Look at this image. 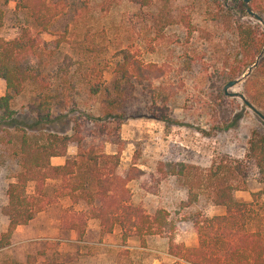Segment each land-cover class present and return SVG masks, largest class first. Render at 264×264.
<instances>
[{"label":"trees","instance_id":"obj_1","mask_svg":"<svg viewBox=\"0 0 264 264\" xmlns=\"http://www.w3.org/2000/svg\"><path fill=\"white\" fill-rule=\"evenodd\" d=\"M133 1L142 5L152 2ZM217 2L220 11L232 15ZM237 5L246 13L242 0ZM247 6L256 11L255 0H249ZM82 8L71 0L0 2V28L6 29L0 33V79L5 82V93L0 96V132L12 130L8 134L16 140L18 166L15 180L5 191L6 204L0 209L8 227L0 236V252L9 248L12 232L18 225H27L46 205L65 197L84 206L79 211H62L59 217L60 228L75 231L79 239L88 221L95 219L101 233H112L118 227L123 239L167 236L168 253L189 264H264V203L260 198L264 188L252 193L251 201L234 197V191L246 189L244 183L250 178L259 177L264 183V128L252 130L243 163L233 160V165L229 162L217 165L215 170L211 167L202 180L210 190L213 205L224 210L222 214L195 213L173 219L164 209L146 212L132 202L128 188L130 181L139 180L146 173L140 168H121L117 153L106 152L102 142L94 143L92 129L97 128L98 135H105V143L111 141V135H118L120 126L128 118L169 121L166 109L161 107L158 108L160 114L154 112L148 116L133 108L138 87H151L163 68L145 63L128 48H119L113 60L102 57L104 48L86 37L88 29L78 32L75 25L74 17L81 16ZM233 22L239 58L223 68L220 77L223 86L244 74L245 61L250 60L247 67L252 65L264 46V40L259 44L257 32L248 21ZM107 68L111 69L109 82L103 80ZM257 74L262 75L261 92L258 94L255 88L253 93L244 91V95L264 114V53L244 82L253 81ZM26 91L30 96L25 113L34 116L36 125H42L19 127L18 133V129L10 125L17 114L11 104ZM81 93L99 100V106L85 114L87 119L82 123L69 116ZM168 95L161 100L164 104ZM218 97L236 99L226 96L223 89H218ZM152 103H156L155 98ZM112 124L115 125L113 134ZM69 147L76 148L74 156L67 155ZM52 157H65V161L52 165ZM184 169L185 164L181 162L159 163L157 171L162 176L158 180L169 174H182ZM238 174L242 175L243 184L236 182ZM30 182L34 183L32 195L27 193ZM146 184L143 185L146 191L157 192L149 190ZM187 225H191L198 240L192 247L177 243L173 236L178 228ZM34 262L35 257H29L25 262L15 261L14 264Z\"/></svg>","mask_w":264,"mask_h":264},{"label":"rangeland","instance_id":"obj_2","mask_svg":"<svg viewBox=\"0 0 264 264\" xmlns=\"http://www.w3.org/2000/svg\"><path fill=\"white\" fill-rule=\"evenodd\" d=\"M71 1L83 7L81 16L74 17L78 32L82 28L88 29L86 37L104 48L102 57L113 60L111 58L119 48H128L145 63H155L163 68L151 87H138L133 108L148 116L154 112L160 114L158 108L161 107L166 109L169 121L128 118L120 126L118 135H111V141L105 143V135H98L97 128L92 129L94 143L102 142L106 152L117 153L121 168H140L146 173L128 184L132 202L149 213L164 209L173 219L195 213L206 216L222 214L224 210L213 205L210 190L202 180L211 167L215 170L217 165H228L233 160L243 163L250 134L254 129L261 131L264 121L244 107L237 97L219 99L218 89H223L220 77L223 68L230 66L234 58H239L233 21H248L255 28L261 45L263 24L240 10L237 5L240 0H152L148 5L133 0ZM217 1L232 15L220 11ZM255 6V13L264 20V0H255ZM5 31L4 27L0 28V33ZM249 62L246 60L242 67L244 74L255 63L247 67ZM110 71L107 68L104 72L105 82L111 79ZM249 75L229 91L244 94L246 90L253 93L257 88L259 94L262 75L257 74L246 84L244 81ZM4 93L5 83L0 79V96ZM166 95L164 104L161 100ZM29 96L26 91L11 104L17 114L10 125L17 129L42 125H36L34 116L25 113ZM77 97L78 104L70 109L73 111L69 116L71 120L82 123L87 119L85 114L94 112L99 106V100L97 97L87 98L84 93ZM153 98L156 99L155 104L152 103ZM20 131L17 130L18 133ZM110 131L114 133V124ZM8 132L12 130L0 132V209L6 204V188L15 180L18 170L16 140ZM75 154L76 148L69 147L67 155ZM54 160L52 165L56 161L63 163L65 157ZM162 162H181L185 169L182 174H169L159 181L162 175L157 168ZM241 176H236L238 184L242 183ZM145 182L149 190L157 192L151 194L146 191L143 188ZM244 185L245 190L234 191L238 200L251 201L252 193L264 188L259 177L248 179ZM33 186L34 183H28L27 193L30 195L34 192ZM260 198L264 203V193ZM83 208L82 204L72 203L65 197L46 205L27 226L18 225L13 230L11 246L0 252V264L25 262L29 257H35L34 264L41 260L44 264H73L74 245H78L73 241L76 235L71 237L68 231L57 230V227L62 211ZM7 229V220L0 213V236ZM173 236L184 246L197 244L191 225L178 228ZM82 239L85 241L79 245L83 246L82 254H87L83 258L87 264H189L168 253L167 236H130L123 239L118 227L111 234L101 233L95 219L88 221Z\"/></svg>","mask_w":264,"mask_h":264},{"label":"water","instance_id":"obj_3","mask_svg":"<svg viewBox=\"0 0 264 264\" xmlns=\"http://www.w3.org/2000/svg\"><path fill=\"white\" fill-rule=\"evenodd\" d=\"M242 1H243L244 5L246 6L245 7L246 13L249 16H252V17L256 18L257 20H259L264 26V20L261 18V16L259 14L255 13L254 11H252L247 6L249 0H242ZM263 53H264V47L262 48L260 54L256 58L255 63L248 69V71L241 78H236V79H232V80L227 81L225 83V85L223 86V91H224V94L226 96L239 98L243 102V104H245V106H247L250 110H252V112H254L260 119H262L264 121V114L260 110H258L249 100H247L246 97L244 96V94H242L240 92H230L229 91V89L231 87L238 84L240 81L245 79L250 74L252 69L257 65V63H258L260 57L263 55Z\"/></svg>","mask_w":264,"mask_h":264},{"label":"crops","instance_id":"obj_4","mask_svg":"<svg viewBox=\"0 0 264 264\" xmlns=\"http://www.w3.org/2000/svg\"><path fill=\"white\" fill-rule=\"evenodd\" d=\"M12 6H13V3H12V4L10 3V7H12ZM4 83H5V82H4ZM57 158H60V157H52V158L50 159L51 164L53 163V161H55L54 159H57ZM64 161H65V160H64ZM63 163H64V162H63ZM63 163H61V162H57V161H56V162H55V165H61V164H63ZM35 218H36V217H35ZM35 218H34V219H35ZM30 222H31V221H30ZM30 222H29V223H30ZM29 223H28V224H29ZM59 223H60V220H59ZM28 224H27V225H28ZM27 225H21V226H27ZM57 230H62V229L60 228V224H59V227H57ZM65 231H66V230H65ZM68 232L70 233L69 235H70L71 237H74L73 235L75 234V235H76V236H75L76 238H75V239L73 238V239H74L73 241H74V242H78V243H76V244H78V245H74L75 248H76V249H75L76 252H75V254H73L72 257L70 256V257H71V261L74 262L73 264H87V263L83 260V258L86 257L87 254H85V255L82 254V253H83V251H82V247H83V246H82V245H79V244H81V243H84L85 240H83L82 238L79 239L78 236H77V233H76L75 231H73V230H72V231H68ZM112 233H113V232H112ZM109 234H111V233H109ZM83 235H84V234H83ZM82 237H83V236H82ZM197 241H198V240H197ZM72 244H73V243H72ZM72 244H71V245H72ZM10 246H11V245H10ZM60 247H63L62 244H60ZM60 249H61V248H60ZM77 252H78V254H77ZM64 255H67V254H64ZM68 255H71V254H68ZM43 261H44V260H41V261L39 262V264L44 263ZM61 263H63V262H61Z\"/></svg>","mask_w":264,"mask_h":264}]
</instances>
